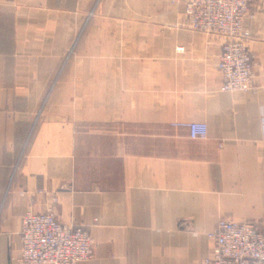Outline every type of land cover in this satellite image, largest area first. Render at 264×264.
Masks as SVG:
<instances>
[{
  "label": "crops",
  "instance_id": "crops-1",
  "mask_svg": "<svg viewBox=\"0 0 264 264\" xmlns=\"http://www.w3.org/2000/svg\"><path fill=\"white\" fill-rule=\"evenodd\" d=\"M94 2L0 0V264L52 198L93 240L77 264H200L220 219L264 235V0H248L246 93L220 89L221 40L167 0L87 19Z\"/></svg>",
  "mask_w": 264,
  "mask_h": 264
},
{
  "label": "built area",
  "instance_id": "built-area-1",
  "mask_svg": "<svg viewBox=\"0 0 264 264\" xmlns=\"http://www.w3.org/2000/svg\"><path fill=\"white\" fill-rule=\"evenodd\" d=\"M183 17L188 30L221 40L217 71L220 89L229 93L254 90L251 38L245 27L248 0H167ZM98 2V0H96ZM190 139H206L203 123L178 124ZM56 198L45 213L27 212L21 221L19 264H77L93 257V240L84 229L60 223L54 214ZM210 255L200 264H264V235L248 222L220 219L208 233Z\"/></svg>",
  "mask_w": 264,
  "mask_h": 264
},
{
  "label": "rangeland",
  "instance_id": "rangeland-1",
  "mask_svg": "<svg viewBox=\"0 0 264 264\" xmlns=\"http://www.w3.org/2000/svg\"><path fill=\"white\" fill-rule=\"evenodd\" d=\"M100 2H101V0H98V2H96V0H95L94 5H93V8H92V11H90V13L88 14V18L87 19H89L94 14L95 9H96L97 5ZM178 51H182V48H179Z\"/></svg>",
  "mask_w": 264,
  "mask_h": 264
}]
</instances>
